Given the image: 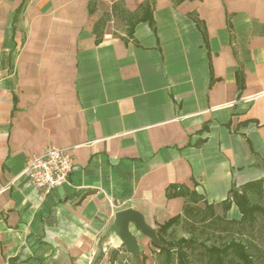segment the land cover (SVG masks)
Instances as JSON below:
<instances>
[{"label":"crops","instance_id":"obj_1","mask_svg":"<svg viewBox=\"0 0 264 264\" xmlns=\"http://www.w3.org/2000/svg\"><path fill=\"white\" fill-rule=\"evenodd\" d=\"M0 64V264H118L131 208L225 237L264 181V0H0ZM51 146L73 170L46 193L24 171Z\"/></svg>","mask_w":264,"mask_h":264},{"label":"trees","instance_id":"obj_2","mask_svg":"<svg viewBox=\"0 0 264 264\" xmlns=\"http://www.w3.org/2000/svg\"><path fill=\"white\" fill-rule=\"evenodd\" d=\"M261 183L254 185L261 187ZM247 192V189L233 190L226 202L225 210L229 209L233 201L242 214L241 224L250 222L254 225L257 222V213H264V208L261 205L252 204ZM174 223L175 220L170 221L163 226L162 230H168ZM160 239L165 244V247L157 246L160 255L164 256L163 264H193L191 255L197 252L200 256L207 258V264H264V258H262L264 252L253 253L250 247L254 246V243H245L242 239L233 238L223 244L211 245H206V242L200 243L194 238L169 242L163 241L161 237ZM200 247L203 250H200Z\"/></svg>","mask_w":264,"mask_h":264},{"label":"rangeland","instance_id":"obj_3","mask_svg":"<svg viewBox=\"0 0 264 264\" xmlns=\"http://www.w3.org/2000/svg\"><path fill=\"white\" fill-rule=\"evenodd\" d=\"M261 187L255 186L252 189L248 190V196L250 198V201L252 204H258L261 205L264 208V181L261 183ZM219 225V228H226L228 232H231L230 234L234 233L233 236H228L222 237L219 236L218 239L216 238H211V240L206 241L204 240V236L199 237L201 239L199 242H206V245H211L213 242L216 243H222V242H229L233 238L236 239H242L245 241V243H250L253 242L254 246H251L250 249L253 253L257 254L259 251L264 252V213H257V222H255L254 225H252L250 222H247L246 224H241L235 225V224H226V223H220L217 224ZM140 237V235H138ZM138 240V238H137ZM147 241L151 243L152 247L151 250H155L156 255H154V259L157 262V264H163L164 262V256H161L157 252V245H155L154 242H152L150 239L147 238ZM138 245H139V250H140V256H139V261L135 259L132 254H130L126 247V251L118 255L117 262L118 264H141L142 263V253L144 250H142L143 245L142 243L139 242L138 240ZM200 250H203L202 247L199 248ZM258 249V250H257ZM115 256L110 254V259H107V263L114 258ZM262 258H264V253ZM99 260V258H98ZM102 261V258H100ZM191 260L193 264H207V258L202 257L197 253L191 255ZM100 264V261H98ZM103 262H101L102 264Z\"/></svg>","mask_w":264,"mask_h":264},{"label":"built area","instance_id":"obj_4","mask_svg":"<svg viewBox=\"0 0 264 264\" xmlns=\"http://www.w3.org/2000/svg\"><path fill=\"white\" fill-rule=\"evenodd\" d=\"M2 65L0 64V73ZM2 77L0 74V83ZM73 170L72 157L65 149L51 146L43 155L33 156L24 171L32 187L49 193L67 183Z\"/></svg>","mask_w":264,"mask_h":264},{"label":"water","instance_id":"obj_5","mask_svg":"<svg viewBox=\"0 0 264 264\" xmlns=\"http://www.w3.org/2000/svg\"><path fill=\"white\" fill-rule=\"evenodd\" d=\"M135 226L143 236L150 239L157 246L165 247L161 241L158 232L150 226L142 213L135 209H126L116 214L114 223L109 228V234H116L126 247L127 251L139 261L140 250L137 237L131 231V227Z\"/></svg>","mask_w":264,"mask_h":264}]
</instances>
